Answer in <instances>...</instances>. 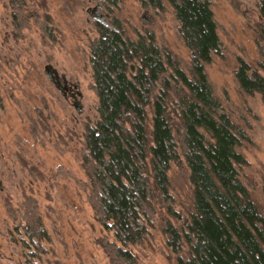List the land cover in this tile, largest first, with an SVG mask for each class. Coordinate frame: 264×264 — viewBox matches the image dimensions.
Returning <instances> with one entry per match:
<instances>
[{"label":"rangeland","instance_id":"1","mask_svg":"<svg viewBox=\"0 0 264 264\" xmlns=\"http://www.w3.org/2000/svg\"><path fill=\"white\" fill-rule=\"evenodd\" d=\"M262 1L211 0L222 46L206 74L222 110L249 137L241 148L248 161L242 176L264 211V103L259 94H243L236 79L239 60L264 76L256 33ZM21 3L28 25L19 32L11 0H0V264H110L98 242L113 241L114 234L97 221L83 163L85 127L99 119L91 64L99 24L133 41L153 34L186 72L194 56L168 4L155 10L142 0L115 6L106 0ZM64 81L72 95L64 94ZM180 162L168 174L173 213L158 196L147 241L132 249L138 264H177L164 228L179 227L175 214L186 218L193 202L189 171ZM29 198L37 202L50 237L32 259L21 226Z\"/></svg>","mask_w":264,"mask_h":264},{"label":"trees","instance_id":"2","mask_svg":"<svg viewBox=\"0 0 264 264\" xmlns=\"http://www.w3.org/2000/svg\"><path fill=\"white\" fill-rule=\"evenodd\" d=\"M142 4L155 10L168 4L195 56L186 72L153 34L133 41L122 30L99 24V38L91 44L99 119L85 127L83 163L97 221L114 240L98 244L110 264H138L132 249L147 241L158 196L173 213L168 174L183 159L192 209L184 219L174 213L179 227L164 228L177 264H264V211L242 176L248 161L241 148L250 140L222 110L206 74L222 46L212 2ZM22 6L21 0H11L19 32L28 25ZM259 12L256 33L264 57V1ZM42 26L50 32L48 24ZM238 64L241 92L259 94L264 103V76L242 60ZM24 205L21 226L32 259L45 251L50 237L37 202L29 198Z\"/></svg>","mask_w":264,"mask_h":264},{"label":"flooded vegetation","instance_id":"3","mask_svg":"<svg viewBox=\"0 0 264 264\" xmlns=\"http://www.w3.org/2000/svg\"><path fill=\"white\" fill-rule=\"evenodd\" d=\"M56 85L59 87V82H57L56 81ZM63 89H64V94L66 95H72V92H73V90H72V87L71 86H69L65 81L63 82Z\"/></svg>","mask_w":264,"mask_h":264},{"label":"bare ground","instance_id":"4","mask_svg":"<svg viewBox=\"0 0 264 264\" xmlns=\"http://www.w3.org/2000/svg\"><path fill=\"white\" fill-rule=\"evenodd\" d=\"M195 56V55H194Z\"/></svg>","mask_w":264,"mask_h":264},{"label":"water","instance_id":"5","mask_svg":"<svg viewBox=\"0 0 264 264\" xmlns=\"http://www.w3.org/2000/svg\"><path fill=\"white\" fill-rule=\"evenodd\" d=\"M194 56V55H193Z\"/></svg>","mask_w":264,"mask_h":264}]
</instances>
